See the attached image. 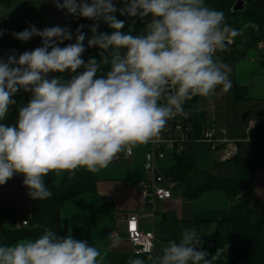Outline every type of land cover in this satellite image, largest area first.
<instances>
[{"label":"clouds","instance_id":"obj_1","mask_svg":"<svg viewBox=\"0 0 264 264\" xmlns=\"http://www.w3.org/2000/svg\"><path fill=\"white\" fill-rule=\"evenodd\" d=\"M54 2L70 15L103 21L111 31H98V23L91 26L87 45L100 53L87 63L82 58L84 25L76 30L75 43L64 47L60 44L72 39L67 28L31 26L13 33L20 41L39 36L42 46L0 59V121L17 104L14 97L21 89L31 93L15 123H0V185L23 175L33 200L51 197L45 182L50 173L69 178L78 169L97 173L119 153L154 140L170 119L187 118V101L208 97L218 87L228 92L230 70L217 62L215 53L243 36L244 29L259 28L253 22L233 28L205 0H123L119 9L113 0ZM117 12L148 18L143 31H124ZM102 67L108 70L101 73ZM52 73L59 75L50 77ZM201 238L195 228L185 229L160 254L149 247L127 264H213L225 248L209 258ZM106 255L71 233L62 237L48 228L35 239L0 245V264H103Z\"/></svg>","mask_w":264,"mask_h":264},{"label":"crops","instance_id":"obj_2","mask_svg":"<svg viewBox=\"0 0 264 264\" xmlns=\"http://www.w3.org/2000/svg\"><path fill=\"white\" fill-rule=\"evenodd\" d=\"M51 4L55 11L50 8V15L63 20L72 18L77 24V30L81 17L70 15L65 9L61 12L54 0H51ZM13 6L14 3L3 5L0 17H29L33 23L32 15L8 13ZM256 50V54L249 52L244 60L233 65L222 62L224 53L221 52L220 62H217L226 65L230 70L231 89L221 93L218 87L208 97L198 96V112L206 120L213 121L218 128L225 129V139L228 142L219 146L216 151L212 150L207 141L190 142L186 153L194 157L198 170L220 179L236 177L237 166L234 158L250 157L253 142L257 135H261L259 116L264 112V48L257 47ZM252 123L255 126H251ZM136 146H146L141 152L142 156L135 158L137 161L142 159L145 163L144 177L132 182L102 181L95 173L99 180L96 192L71 200L61 209L64 235L73 234L76 228L83 229L90 245L107 252L103 264H127L125 259L137 258L126 234V220L133 215L139 216V227L142 231L155 232L157 254H160L161 245L170 241L174 231L193 229L197 221H254L264 211V166L255 171L245 195L237 199H231L221 191H210L195 200H189L184 196L185 184L174 182L170 200H156L154 203L144 201L137 190V183L150 175L146 155L150 147ZM162 170L168 172L169 169ZM50 175L53 183L59 186L65 173ZM23 180V175L16 174L6 184L0 185V208H15L19 223L28 221L31 217V197ZM168 215L176 221L167 218ZM138 258L144 259L145 256Z\"/></svg>","mask_w":264,"mask_h":264},{"label":"trees","instance_id":"obj_3","mask_svg":"<svg viewBox=\"0 0 264 264\" xmlns=\"http://www.w3.org/2000/svg\"><path fill=\"white\" fill-rule=\"evenodd\" d=\"M239 0H205L208 7L222 11L226 22L235 29H243L245 24L253 22L259 25L258 30L252 27L244 29L243 36H237L229 49L224 52L222 62L226 64H237L244 60L247 54L256 49L258 44L264 40V0H246L245 10L234 12L233 8ZM116 7H124L123 0L115 4ZM118 20L125 21L124 31L129 27L134 28V34L143 31L148 18L141 20L138 17H128L115 13ZM99 24L98 31L110 33L109 27L103 21H92L81 17V25L84 27L81 32L85 34V52L83 60L85 63L91 57L99 59L100 49L88 47L87 40L91 37V26ZM32 26V19L29 17H0V29L3 35L0 36L1 52L7 50H19L24 41L17 40L13 33L21 32ZM76 34L71 40H66L60 47L75 43ZM29 41L42 42L39 36H33ZM107 67H102L101 73L106 72ZM78 71H82L78 70ZM59 74L52 73L51 76ZM63 76H69L66 72ZM31 98V93L21 89L14 97L17 104L10 108L4 121L0 123L13 124L16 121L18 109L26 105ZM198 98L193 106V117L198 129H201L206 118L198 112ZM259 122L264 127V112L259 116ZM252 155L246 159L238 156L234 158L237 166V175L233 179H220L207 172L197 169L194 157L185 153L175 158V164L166 171L165 175L174 182L185 184L184 196L189 200H195L203 193L210 191H221L231 199H237L245 195V190L254 177L255 171L264 166V136L257 135L252 144ZM51 174V173H50ZM45 177L47 188L52 195L46 200H33L31 198V217L28 225L18 228L17 210L15 208H0V245H11L22 239H35L43 233L45 228L51 229L60 236H65L62 230L61 209L69 201L87 194L95 193L99 182L95 173L86 170H77L75 175L69 178L65 173L59 186H56L51 175ZM167 218L176 221L170 215ZM40 225V227H35ZM194 228L202 237L201 249L209 253V258L216 253L218 248H225L224 252L213 260V264H264V211L260 212L257 219L250 220H222V221H197ZM181 231H174L170 241L179 240ZM73 237L88 242L86 232L83 229L73 230ZM136 256V255H135ZM126 257V256H125ZM134 257V256H133ZM129 259H125L127 262Z\"/></svg>","mask_w":264,"mask_h":264},{"label":"built area","instance_id":"obj_4","mask_svg":"<svg viewBox=\"0 0 264 264\" xmlns=\"http://www.w3.org/2000/svg\"><path fill=\"white\" fill-rule=\"evenodd\" d=\"M257 47L263 49L264 40ZM197 98L198 96L185 103V112H190L187 118L183 115H177L175 118L170 119L158 137L146 144H142L150 147V150L146 152L150 175L137 183V190L144 201L154 203L156 200L165 201L172 198L171 187L174 181L165 175L166 171L157 166L158 162H175L176 157L186 153L187 145L190 142L207 141L211 144L213 151L228 142L225 139L226 130L218 128L211 120H206L201 129L197 128L192 112ZM251 126H255V123H252ZM133 155L134 150L132 147L131 151L119 153L114 162L118 163L123 159L131 158ZM27 225L28 222H22L18 223L17 227L20 228ZM126 234L135 254L149 247L152 248L154 254H157L155 232L142 231L139 227L138 215H133L126 220Z\"/></svg>","mask_w":264,"mask_h":264},{"label":"rangeland","instance_id":"obj_5","mask_svg":"<svg viewBox=\"0 0 264 264\" xmlns=\"http://www.w3.org/2000/svg\"><path fill=\"white\" fill-rule=\"evenodd\" d=\"M14 3L12 10L7 11L8 13H15L16 15H32L33 23L32 26H35L38 30H43L45 28H50L53 26H59L62 28H67L71 33L72 37L76 34V22L70 18H65V20L53 17L49 13V9L52 8L51 0H0V13L2 10V6L6 4ZM52 10H54L52 8ZM5 11V10H4ZM55 11V10H54ZM62 12V9L60 10ZM54 15V14H53ZM42 46V42H31L24 41L19 50H7L3 51L0 54V59L7 61L10 55H15L17 58L20 54L25 51H32L37 47ZM257 50L253 49L249 54H256ZM221 52L217 51L215 53V58L218 62L221 59ZM65 79L69 78V76H63ZM146 146H135L133 150L135 155L130 159L122 160L121 162L115 163L113 162L105 169L97 172L96 175L100 180H122L127 182H132L138 180L141 177H144L146 174L145 171V163L142 159L137 161L135 158L138 156H142V150L145 149ZM174 165L173 162H158L157 166L160 169H170ZM166 246V243L161 245V249Z\"/></svg>","mask_w":264,"mask_h":264},{"label":"water","instance_id":"obj_6","mask_svg":"<svg viewBox=\"0 0 264 264\" xmlns=\"http://www.w3.org/2000/svg\"><path fill=\"white\" fill-rule=\"evenodd\" d=\"M122 0H113L115 4L120 3ZM246 7V0H239L236 2L233 11L234 12H239L245 10ZM232 43H227L226 42V47L223 50H218L219 52H226L229 47L231 46ZM261 134L264 136V127L261 128Z\"/></svg>","mask_w":264,"mask_h":264}]
</instances>
